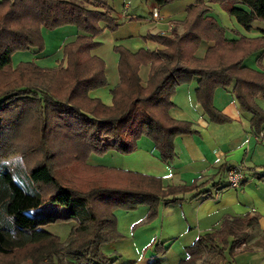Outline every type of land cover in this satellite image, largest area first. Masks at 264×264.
<instances>
[{"label":"trees","instance_id":"16d2710c","mask_svg":"<svg viewBox=\"0 0 264 264\" xmlns=\"http://www.w3.org/2000/svg\"><path fill=\"white\" fill-rule=\"evenodd\" d=\"M152 1L161 8L174 0ZM191 1L184 20L168 34L143 36L154 50L131 53L114 47L118 83L106 106L89 96L108 85L104 61L92 54L99 46L95 38L118 28L106 2L0 0V264H115L101 248L123 238L116 210L146 206L147 220H152L160 203H177L176 196L193 191L192 186L164 188L157 177L87 163L91 155H131L145 137L169 166L175 159L174 139L195 133L191 123L169 115L181 84L198 80L196 101L215 124L228 120L214 108L213 93L233 85V96L260 139L264 111L255 98L264 97V70L246 68L244 61L258 54L261 67L264 34L227 39L226 30L209 16L208 4L220 5L250 31L254 22L264 23V0ZM67 26L78 34L61 48L56 68L33 62L13 66L14 54L43 50L42 29ZM142 66L148 67L146 83L140 78ZM39 208L55 213L28 215ZM60 223H72L64 242L43 230ZM258 226L249 214L225 218L185 249L180 264L213 255L222 259L225 251L233 255L242 245L245 250L249 233ZM258 242L264 248V235Z\"/></svg>","mask_w":264,"mask_h":264},{"label":"crops","instance_id":"0c3cea01","mask_svg":"<svg viewBox=\"0 0 264 264\" xmlns=\"http://www.w3.org/2000/svg\"><path fill=\"white\" fill-rule=\"evenodd\" d=\"M101 1L106 2L111 8L118 28L115 32L105 31L95 38V41L100 45L103 44V40L109 41L113 47L121 46L131 53L149 49V46L155 47L153 43L145 41L143 36L168 34L174 24L179 25L184 20L186 8L192 4L191 0H174L173 3L159 8L152 0H141L137 8H130L132 5L130 0ZM213 6L217 9L211 10L209 16L213 17L226 30L227 39H238L240 36L246 38L263 36L264 30L259 25L264 23L254 22L251 30L245 31L234 17L228 15L225 9L216 4ZM154 8L158 9L159 14L164 18L163 21L156 22L150 18L151 10ZM152 28L160 30L153 31ZM60 30H65L64 36L70 34L75 37L78 34V31L70 26ZM93 55L101 58V56ZM196 55L202 58L204 47H201ZM257 58L258 55L256 63ZM101 59L103 60V58ZM256 63H244V66L254 71H260ZM146 68L148 74V67ZM197 81L194 78L178 86L171 99L173 108L169 112L170 117L176 121L191 123L195 133L178 136L174 139L175 159L169 166L162 163L154 144L145 137L138 140L137 150L131 155L122 156L115 152H109L104 155L107 158L103 159V162L99 160L90 163L92 166L116 168L160 178L164 188L170 186L194 187L190 193L176 196V199H179L177 203H160L157 207L156 217L148 220L151 221L150 225H154L159 220L160 213H175L167 220L168 223L176 224L173 228L180 234L189 235L192 244L198 237L218 229L225 218L243 217L249 214L258 219L259 226L256 229L264 228V125L259 139L252 131L250 115L241 109L233 96V85L224 89L217 88L213 93L212 100L214 108L228 121L223 124L210 122L208 117L203 115L196 101ZM117 83L118 79L117 82H111L104 88L91 91L89 96L110 106L112 103L110 92ZM255 102L264 111V97L257 96ZM237 165L244 167L247 180L239 189L233 190L227 187L226 171L229 167ZM203 192L205 193L202 194ZM142 212L141 220L147 219V208ZM116 228L123 237L121 239L133 241L134 234L129 230L131 224L127 230L121 231L122 226L117 218ZM173 228H169V230ZM253 231L249 233L246 246H250L249 242L257 238V236L251 238ZM150 235L151 233L147 234L148 241L154 242L155 237ZM170 240L171 238L167 239V241ZM161 245L162 243L158 242L155 245V251L163 253V250H166L165 254H167L168 248ZM113 247H115V242L106 246V248ZM243 248L236 250L233 255L225 251L222 259H219L217 255L207 259L214 264H264L263 247L250 246V248L242 250ZM185 258L186 253L180 262ZM204 263L206 264V262ZM131 264H135V262Z\"/></svg>","mask_w":264,"mask_h":264},{"label":"rangeland","instance_id":"374dc122","mask_svg":"<svg viewBox=\"0 0 264 264\" xmlns=\"http://www.w3.org/2000/svg\"><path fill=\"white\" fill-rule=\"evenodd\" d=\"M130 1L132 4L130 8H137L141 0H130ZM203 1L205 3H208L209 0H203ZM208 5L210 6L211 10L217 9V8H214L213 4H208ZM219 7L221 6L219 5ZM150 18H152V16H150ZM259 27H261L264 30V24H260ZM60 29L62 28H59L56 30L44 29L42 31L43 42H44L43 50L41 52H38L37 50H29L27 52H18L14 54L12 57L13 66H16L19 62H33L40 68H44V69L56 68L57 65L60 64L62 60L61 48L63 47L64 44L72 41L74 38L70 34H67L64 36L63 33L65 30H60ZM152 29L153 31L160 30L159 28L157 29L152 28ZM114 47H117V46H114ZM114 47H113V44L110 43L109 41L103 40V44L101 45L99 44V46H97L95 50L93 51V54L101 56V58H103V61L105 62L106 77H107L108 84L111 82H117V79H118V75H117L118 58H117V54L114 52ZM154 48L155 47L153 46H149V50H154ZM257 55L258 54H253L249 56L244 61V63H249V64H252L253 62L256 63ZM260 64H261V67L257 66V68L263 71L264 70V56ZM140 78L143 83H146L147 78H148L146 67L140 68ZM106 158L107 156L106 157L105 156H102V157L101 156H91L89 157L87 163L91 165L90 163H93V161L100 160L103 162V159H106ZM143 209H146V206H140L136 210L129 211V212H125L121 210H116L114 212V215L116 217V222L118 218L119 223L122 226L121 231L127 230L129 228V224H131V228L129 230L130 232L134 234V239L133 241L120 239L118 240L119 242L118 241L115 242V247L113 248H106V246L108 245L103 246L101 248L102 252L105 255H107L109 258L115 260L116 261L115 264H131L134 262L135 264H180V260L183 258V255L185 253L184 249L190 246L192 243L190 241L191 238L189 235L180 234L178 230L173 228L175 227L176 224L168 223L167 220L170 219V217L173 216L175 213H160L159 220L156 221L154 225L153 224L150 225L151 221H148L147 219L141 220ZM52 213H55V212L50 211L48 208H39L37 210L30 211L28 215L31 217H35V216L45 217V216H50ZM71 226H72V223H60V224H55V225H49L45 227L43 230L53 235L59 236L61 241L64 242L68 236ZM168 227L173 228V229L169 230ZM154 232H156L155 235H153ZM148 233H151L150 236L155 237L156 240L154 242L148 241L149 239V237L147 236ZM263 235H264L263 227L261 229L258 228L255 231H253V233L251 234V238L256 237V236L257 238L250 241L249 245L253 247H259L258 241ZM168 238H171V240L167 241ZM158 242L162 243L161 246L168 248L167 254L161 253L160 251H157L158 253H155V249H156L155 245ZM250 246H246V248L247 247L250 248ZM203 258L207 259L206 257H203ZM203 258L200 260L201 262L197 261L194 264H205ZM65 264H71V263L66 262Z\"/></svg>","mask_w":264,"mask_h":264},{"label":"built area","instance_id":"2783aa9c","mask_svg":"<svg viewBox=\"0 0 264 264\" xmlns=\"http://www.w3.org/2000/svg\"><path fill=\"white\" fill-rule=\"evenodd\" d=\"M152 19L156 22H161L164 20L159 14L157 8H154L151 12ZM227 187L233 190H237L241 185L247 180V173L243 166L237 165L229 167L226 171ZM244 245H242L243 247Z\"/></svg>","mask_w":264,"mask_h":264}]
</instances>
